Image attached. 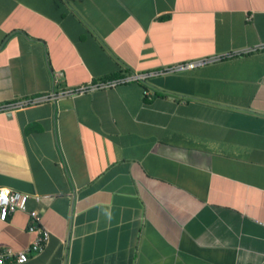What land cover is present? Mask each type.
<instances>
[{"label":"crops","instance_id":"0c3cea01","mask_svg":"<svg viewBox=\"0 0 264 264\" xmlns=\"http://www.w3.org/2000/svg\"><path fill=\"white\" fill-rule=\"evenodd\" d=\"M100 81L0 112L6 264H264V0H0V104Z\"/></svg>","mask_w":264,"mask_h":264},{"label":"built area","instance_id":"2783aa9c","mask_svg":"<svg viewBox=\"0 0 264 264\" xmlns=\"http://www.w3.org/2000/svg\"><path fill=\"white\" fill-rule=\"evenodd\" d=\"M204 61L205 60H195L188 63L178 64L169 70L193 68L197 65L203 64ZM137 77L139 76L135 75L134 78ZM144 78L145 76H142V79ZM114 84H116V81L90 82L88 84L80 85L76 88L63 89L59 92H53L52 94L44 95L39 98H29L24 101L16 100L13 102H6L0 104V112L13 110L15 108L22 107L25 104L36 103L51 98L83 94L87 91H94L96 89L112 86ZM145 94L151 95V92L146 89ZM5 188L9 189L7 193V200H5V193L3 192V189ZM30 196V194L21 192L19 190H15L7 186H0V219L7 220L10 214L18 210L27 211ZM35 198L37 200H41L43 197L36 195ZM28 214L31 218L29 230L35 234L34 239L29 244L28 248L21 251H15L12 248L0 246V264H6L9 262L25 263L29 261L32 254L34 255L41 252L48 244L51 233L49 229L43 224L39 211L36 209H31L28 211Z\"/></svg>","mask_w":264,"mask_h":264},{"label":"clouds","instance_id":"9594fccd","mask_svg":"<svg viewBox=\"0 0 264 264\" xmlns=\"http://www.w3.org/2000/svg\"><path fill=\"white\" fill-rule=\"evenodd\" d=\"M8 191H9L8 188L3 189V192L5 193V200H7V193H8Z\"/></svg>","mask_w":264,"mask_h":264}]
</instances>
